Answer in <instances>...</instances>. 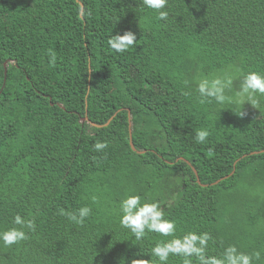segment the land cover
Here are the masks:
<instances>
[{
  "label": "trees",
  "instance_id": "16d2710c",
  "mask_svg": "<svg viewBox=\"0 0 264 264\" xmlns=\"http://www.w3.org/2000/svg\"><path fill=\"white\" fill-rule=\"evenodd\" d=\"M164 10L167 21L140 0H0V230L16 214L36 224L0 246V264L149 260L162 238L119 226L129 193L159 202L178 236L210 233L208 255L234 244L264 264V97L254 108L236 95L242 73L264 72V0ZM125 31L135 47L112 51L109 37ZM225 74L224 104H201L199 81ZM201 129L210 134L197 144ZM82 206L83 225L59 215Z\"/></svg>",
  "mask_w": 264,
  "mask_h": 264
},
{
  "label": "clouds",
  "instance_id": "9594fccd",
  "mask_svg": "<svg viewBox=\"0 0 264 264\" xmlns=\"http://www.w3.org/2000/svg\"><path fill=\"white\" fill-rule=\"evenodd\" d=\"M140 4L146 10H154L157 18L167 21L169 12L164 10L168 0H140ZM136 34L132 31H125L123 35H111L107 41L109 48L119 54H123L129 48L135 47L137 43ZM57 54L49 51V66H55ZM233 78L230 74L223 77L216 76L209 80L201 79L196 86L199 102L224 104L226 100L225 90H230ZM184 95H190L185 92ZM241 98V102L251 104L254 108L259 106L256 97H264V72L250 70L241 74L239 90L236 93ZM243 116V112L239 114ZM209 131L201 129L195 132L193 137L195 143L204 144ZM96 152H102L108 147L107 142H96L94 144ZM95 200V197H93ZM143 201V202H142ZM119 226L128 230L136 241H142L149 234H156L159 239L149 249V260H133L132 264H169L170 257H181L182 264H253L254 260H259L261 253L255 251L251 254L240 251L236 245H228L223 253L218 257L208 255L209 241L214 238L208 232H186L177 235V224L172 219H165V213L159 202H147L144 198L135 193H129L119 201ZM92 214V208L82 206L74 212L59 210V215L66 216L68 220L79 225H83L85 220ZM34 219H27L20 214H16L11 220V226L0 230V246L11 247L28 238V232L35 231ZM27 230V231H26Z\"/></svg>",
  "mask_w": 264,
  "mask_h": 264
},
{
  "label": "water",
  "instance_id": "95a60500",
  "mask_svg": "<svg viewBox=\"0 0 264 264\" xmlns=\"http://www.w3.org/2000/svg\"><path fill=\"white\" fill-rule=\"evenodd\" d=\"M84 120H87V117L86 116H84L83 117V119H82V121H84ZM90 124H92V125H95L94 123H92V122H90ZM106 124V123H105ZM128 134H129V145H130V148L133 150V151H136L135 150V148H134V146H133V143H132V140H131V127H130V120H129V118H128ZM262 151H264V149L262 150ZM137 153H142L143 151H136ZM253 153H257L256 151L255 152H253ZM194 173H195V171H194ZM197 177V176H196ZM196 180L198 181V178H196Z\"/></svg>",
  "mask_w": 264,
  "mask_h": 264
}]
</instances>
